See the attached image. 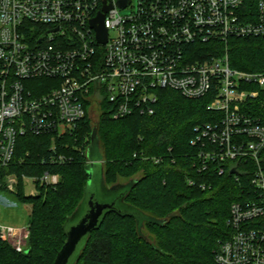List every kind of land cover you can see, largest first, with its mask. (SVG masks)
<instances>
[{
  "label": "built area",
  "instance_id": "2783aa9c",
  "mask_svg": "<svg viewBox=\"0 0 264 264\" xmlns=\"http://www.w3.org/2000/svg\"><path fill=\"white\" fill-rule=\"evenodd\" d=\"M117 1L0 0V166L12 160L19 136L48 135L52 150L74 136L91 94L112 105L113 118L152 115L165 89L206 98L215 117L193 128V165L234 171L236 180L249 174L248 193L230 204L215 261L264 264V124L250 111L264 96V71L231 66L223 48L231 37L264 36V0H130L121 9ZM106 5V41L98 43L91 20ZM22 177L34 186L59 179L47 171ZM6 185L13 189L18 177L7 175ZM20 231L0 223L5 241Z\"/></svg>",
  "mask_w": 264,
  "mask_h": 264
},
{
  "label": "trees",
  "instance_id": "16d2710c",
  "mask_svg": "<svg viewBox=\"0 0 264 264\" xmlns=\"http://www.w3.org/2000/svg\"><path fill=\"white\" fill-rule=\"evenodd\" d=\"M224 46L231 66L264 71V36L231 37ZM206 102L165 89L159 92L152 115L122 118H113L112 105L102 102L95 129L105 184L135 179L122 202L142 219L138 224L133 215L107 212L86 237L74 264H218L215 251L228 236L230 204L248 193L249 174L236 180L228 170L219 175L214 167L197 171L193 165L195 149L189 144L193 128L215 117ZM250 111L264 124L263 95L253 101ZM89 122L85 115L75 135L56 141L54 150L48 135L17 138L12 160L0 166V182L15 174L19 180L15 198L31 203L32 209L24 249L18 251L0 238V264H53L66 238L64 223L84 195ZM58 154L66 160L51 162V156ZM241 167L253 168L252 164ZM45 171L58 174L57 183L38 185L37 194L25 195L22 175L39 176Z\"/></svg>",
  "mask_w": 264,
  "mask_h": 264
},
{
  "label": "water",
  "instance_id": "95a60500",
  "mask_svg": "<svg viewBox=\"0 0 264 264\" xmlns=\"http://www.w3.org/2000/svg\"><path fill=\"white\" fill-rule=\"evenodd\" d=\"M130 0H118V8L125 7ZM110 5L104 6L102 12L91 20V26L96 32V40L98 43L106 41L107 30L104 26V11ZM96 145L99 148V139L96 134V129L93 128L90 134V144L86 150L87 164L85 170L88 178L84 187V195L80 203L75 208L74 212L67 218L64 223V232L66 238L57 251L53 264H74L78 252L81 249L88 234L97 229L107 212L115 211L119 214H129L137 218L139 224L142 219L140 214L134 208L125 205L122 202L123 196L132 184L136 182L132 179L126 183H117L107 186L103 177L102 155H92L91 147ZM101 159L99 168H96V160ZM234 173V171H231ZM98 182V187L95 188L94 183ZM109 196V200H101L100 196Z\"/></svg>",
  "mask_w": 264,
  "mask_h": 264
},
{
  "label": "rangeland",
  "instance_id": "374dc122",
  "mask_svg": "<svg viewBox=\"0 0 264 264\" xmlns=\"http://www.w3.org/2000/svg\"><path fill=\"white\" fill-rule=\"evenodd\" d=\"M136 3V0H134ZM131 11V8L123 10V13H128ZM101 101L99 94H91L88 102L87 116L89 119V130L97 127L100 114H101ZM92 155L99 156L100 151L97 149V146L94 144L91 147ZM96 168H99L101 164V159L96 160ZM27 177V176H26ZM7 175L4 177V182H0V185L3 186V190L0 191V223L21 227L19 238L15 239L10 238L7 242L12 246L20 244L25 246L27 243L28 235V217L32 209V204L29 202H19L15 198L16 192L18 191V186H15L13 189H9L6 185ZM124 182V181H123ZM19 184V180H18ZM40 185L36 183L35 186L32 184L29 178L22 177V187L25 195L33 196L37 194V186ZM98 182L94 183L95 188L98 187ZM111 197L101 195V200H109ZM112 199V198H111ZM110 199V200H111ZM145 231V230H144ZM146 232V231H145ZM147 233V232H146ZM22 235H25L23 238Z\"/></svg>",
  "mask_w": 264,
  "mask_h": 264
}]
</instances>
